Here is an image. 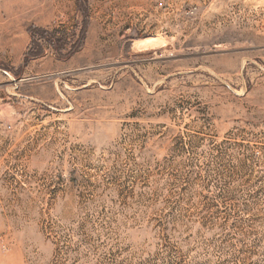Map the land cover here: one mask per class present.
Listing matches in <instances>:
<instances>
[{"label": "rangeland", "instance_id": "1", "mask_svg": "<svg viewBox=\"0 0 264 264\" xmlns=\"http://www.w3.org/2000/svg\"><path fill=\"white\" fill-rule=\"evenodd\" d=\"M0 264H264V0H0Z\"/></svg>", "mask_w": 264, "mask_h": 264}]
</instances>
